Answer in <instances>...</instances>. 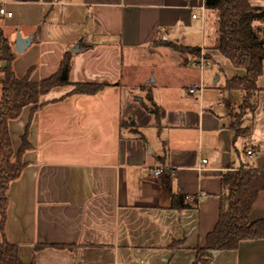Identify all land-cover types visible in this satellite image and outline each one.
Returning <instances> with one entry per match:
<instances>
[{
  "label": "crops",
  "instance_id": "0c3cea01",
  "mask_svg": "<svg viewBox=\"0 0 264 264\" xmlns=\"http://www.w3.org/2000/svg\"><path fill=\"white\" fill-rule=\"evenodd\" d=\"M251 3L264 6V0ZM201 6L204 0L2 2L12 13L1 16V25L14 52L17 34L32 38L12 63L18 77L33 68L32 81L47 79L70 52L72 82L108 84L93 95L54 88L32 118L26 107L9 123L15 152L29 122L33 145L10 186L0 231V243L5 238L16 245L23 263L195 264L196 248L219 219L223 174L264 171V62L256 107L242 119L248 134L236 136L231 113L244 95L225 86L245 72L215 50L218 13ZM169 44L204 50L211 60L203 109L187 92L199 80L186 67L192 57ZM135 58L148 62L133 80ZM149 90L165 111L160 126L142 106ZM130 118L138 133L122 127ZM202 159L207 163L200 169ZM159 166L168 171L155 179L150 169ZM172 194L203 196L177 210ZM261 219L264 191L250 215ZM210 264H264V239L216 251Z\"/></svg>",
  "mask_w": 264,
  "mask_h": 264
},
{
  "label": "trees",
  "instance_id": "16d2710c",
  "mask_svg": "<svg viewBox=\"0 0 264 264\" xmlns=\"http://www.w3.org/2000/svg\"><path fill=\"white\" fill-rule=\"evenodd\" d=\"M0 0V8L2 2ZM204 6L218 13L219 38L215 44L222 56L228 59L234 68L243 70L245 75L228 79L225 88L239 90L244 99L241 111L242 119L246 110L256 107L255 97L260 93L257 80L263 73L264 62V6H254L251 0H204ZM255 22H259L258 25ZM172 46V45H168ZM174 47V46H172ZM191 57H197L200 49L174 47ZM17 54L1 25L0 16V231L4 234L8 209V192L11 184L17 180L26 164L23 155L33 148L29 141L30 122L21 136V144L15 152L9 123L18 119L26 107H31V115L43 105L41 98L54 88L71 86V94L93 95L108 86L107 83H74L71 81L73 55L65 54L58 71L51 77L32 81L29 69L24 77H18L12 63ZM145 88V87H144ZM143 108L155 118L160 126L165 111L158 106L147 92ZM231 116L233 114L231 113ZM242 119L232 121L231 128L236 136H245L248 129L243 127ZM122 127L138 133L135 121L130 118L122 121ZM222 195L218 222L206 237L205 245L196 248L195 264H210L216 251H233L245 240L264 239V219L251 221L250 215L254 203L261 191H264V171L241 168L223 174ZM188 197L172 194L171 207L182 210L190 208ZM0 264H26L19 257L18 247L3 239L0 243ZM33 264V263H30Z\"/></svg>",
  "mask_w": 264,
  "mask_h": 264
},
{
  "label": "built area",
  "instance_id": "2783aa9c",
  "mask_svg": "<svg viewBox=\"0 0 264 264\" xmlns=\"http://www.w3.org/2000/svg\"><path fill=\"white\" fill-rule=\"evenodd\" d=\"M200 10L204 11L205 7L201 6L199 7ZM0 16H7V17H11L12 13L6 11L3 7L0 8ZM194 17H196L194 15ZM212 66V62L210 59H208L204 53V50L200 51V54L197 57H192L190 58L187 63H186V67L192 70H195L199 73V80L193 84H191L188 88H187V92L189 95L197 98L199 100V104L201 109H203L204 106V91H205V80H206V72L208 71V69ZM217 104H220L221 101L218 100L216 101ZM248 155L250 157H254L255 156V152H253L252 150L248 151ZM207 163L206 159H202L200 161V169L204 167V165ZM167 169L165 167L159 166V167H154L152 169H150V173L152 175L153 178L158 179L161 176L167 174ZM201 196H203L202 194H200L199 196L196 197H188L189 200L195 201L199 198H201Z\"/></svg>",
  "mask_w": 264,
  "mask_h": 264
},
{
  "label": "rangeland",
  "instance_id": "374dc122",
  "mask_svg": "<svg viewBox=\"0 0 264 264\" xmlns=\"http://www.w3.org/2000/svg\"><path fill=\"white\" fill-rule=\"evenodd\" d=\"M145 62L147 63L148 59H146V58H145V60H143V59L140 60L139 58L133 59L134 65L131 68V73H132V79L133 80H135L136 78H138L139 76H141L144 73V71L146 70L145 69V66H146ZM152 62H154V61H152ZM240 109L241 108H237V109L232 110V114L234 116V117H232V121H237V120L242 119L243 111H241Z\"/></svg>",
  "mask_w": 264,
  "mask_h": 264
},
{
  "label": "water",
  "instance_id": "95a60500",
  "mask_svg": "<svg viewBox=\"0 0 264 264\" xmlns=\"http://www.w3.org/2000/svg\"><path fill=\"white\" fill-rule=\"evenodd\" d=\"M32 43V38H23L20 34H17L16 41L14 43L15 51L17 53H23ZM139 101H143L142 98H138Z\"/></svg>",
  "mask_w": 264,
  "mask_h": 264
}]
</instances>
